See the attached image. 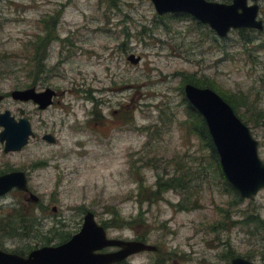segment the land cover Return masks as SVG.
I'll use <instances>...</instances> for the list:
<instances>
[{"label":"rangeland","instance_id":"1","mask_svg":"<svg viewBox=\"0 0 264 264\" xmlns=\"http://www.w3.org/2000/svg\"><path fill=\"white\" fill-rule=\"evenodd\" d=\"M254 32L251 46L236 31L223 40L192 17L158 16L151 0H0V95L34 85L60 94L46 114L12 100L0 108L27 111L36 135L0 173H33L29 188L40 199L0 200V250L26 257L57 247L91 212L109 239L158 249L127 264H264V190L254 201L229 190L187 132L185 96L189 80L236 96L264 162V33ZM39 38L51 39L36 54ZM36 64L46 69L39 82ZM44 133L57 144H43ZM181 178L183 188L166 189ZM24 212L35 215L36 232L12 238Z\"/></svg>","mask_w":264,"mask_h":264},{"label":"water","instance_id":"2","mask_svg":"<svg viewBox=\"0 0 264 264\" xmlns=\"http://www.w3.org/2000/svg\"><path fill=\"white\" fill-rule=\"evenodd\" d=\"M259 1L232 0L231 4H222L207 0H151L158 16H190L208 26L220 39H227L233 31H264V21L259 20ZM128 61L139 65L141 58L133 55ZM185 95L206 122L227 182L242 199L254 201L264 190V162L252 132L216 92L187 85ZM13 97L23 102L34 101L44 110L53 105L57 94L51 89L40 94L31 89L14 92ZM2 101L4 97L0 96V103ZM0 126L5 129L1 140L6 142L8 153L21 151L34 136L29 121L24 119L17 123L10 113L0 115ZM44 140L55 144L50 136ZM28 182L27 174L22 172L0 177V198L17 189L28 193L29 201L38 204L40 200L30 193ZM53 213H57V209H53ZM110 249L118 251L104 252ZM157 251L156 247L143 242L109 239L106 229L88 212L81 231L68 243L35 250L27 257L0 250V264H122L134 256ZM232 264L251 263L236 258Z\"/></svg>","mask_w":264,"mask_h":264},{"label":"trees","instance_id":"3","mask_svg":"<svg viewBox=\"0 0 264 264\" xmlns=\"http://www.w3.org/2000/svg\"><path fill=\"white\" fill-rule=\"evenodd\" d=\"M255 33L254 31H248V30H241L239 31V35L240 38L242 39V41L245 43V45L247 46H251L252 44H254V40L252 38H248L247 36ZM259 34H263V33H259ZM51 38H48L47 40H43L42 38L38 39V43L35 46V52L36 54H38L39 52H41L42 50H44V52L47 50V43L50 42ZM35 62V61H34ZM37 68L35 70H33V74L35 75V80H37L39 82L40 76L46 72L45 69V65L44 64H36ZM186 84H190L193 85L197 88L200 89H214V86L212 84H210L208 81L205 80H189ZM36 86V85H34ZM215 92H217V90H213ZM218 93V92H217ZM235 111L236 115H239L238 113V107L240 106H246L244 103H242L240 100H238V98L236 96L233 95H223L218 93ZM187 101V100H186ZM187 112H188V116L190 118H192L194 121L188 122V126H190L189 130H187V132L190 135H195L198 139H200V141L203 144L204 150L207 149L208 153H209V160L211 161V163H216L218 170L220 171V174L222 175V178L224 179V175L222 172V168L220 166V159L218 157V154L216 152L215 146L213 144L212 138L210 136L208 127L206 125L205 120L203 119V117L196 111V109H194L189 102L187 101ZM241 121L244 119V117L240 118ZM261 120L264 122V114L261 118ZM203 162H205L204 158H203ZM167 186V190L170 189H180L183 188V179L181 178L180 181H173V183H169ZM185 186V184H184ZM226 186L229 188V190L231 192H233L234 190L232 189V187L230 185H228V183L226 182ZM19 219H20V225H22V229H20L21 233H14L13 234H9L12 238H16L17 236H23V237H29L31 234H34L36 231L33 229L35 228V222H36V217L35 215H33L30 212L27 213H23V214H19ZM33 227V228H32ZM106 229V228H105ZM19 230V229H18ZM71 238H66V240H62L63 242L59 245H63L65 243H67L68 241H70ZM37 249V248H36ZM31 253V252H30ZM29 253V254H30ZM28 254V255H29ZM122 264H127V262L122 263Z\"/></svg>","mask_w":264,"mask_h":264},{"label":"flooded vegetation","instance_id":"4","mask_svg":"<svg viewBox=\"0 0 264 264\" xmlns=\"http://www.w3.org/2000/svg\"><path fill=\"white\" fill-rule=\"evenodd\" d=\"M261 14H262V11H261V9H260V12H259V20L264 21V18L261 19ZM260 33H264V31H261ZM31 89H35L36 92L39 93V94H40V93H45V92L48 90V88H47V89L38 90V89L34 86V87H30V88L25 89V90H15V91H12V92H10V93H8V94L0 95V96L4 97V101H2V102L0 103V108H1L4 104H6L7 102H10L11 100H12L14 103H16V104H18V105H21V106H26V105L34 106V107H35V111H36V113H39V114H46V113H48L50 110L54 109L56 106H60V103L58 102V98L60 97V94H58V93L55 92L54 90H53V91L57 94V97L53 99V105L50 106V107H48L47 109H44V110H42L41 107H40L38 104H36L34 101L23 102V101H19V100H15V99H14V97H13V93H14V92H17V91L24 92V91H28V90H31ZM6 113H10V114H11V117H12V118L15 120V122H17V123H20V121L26 119L27 121H29V123H30V125H31V128H32V124H31V121H30V117H31V116H29V115L27 114V111H25L24 109H22V108L18 109V115H15V114H13L12 112L7 111V110H5L4 112H3V111H0V115H4V114H6ZM39 124L41 125V128H43L42 126H43L44 124H46L45 121L43 120V118H41V121L39 122ZM4 132H5V129H4L3 127L0 126V153H1V158H2V160L0 161V163H8L7 160L5 159L6 157L12 156V155H14V154L22 153V152H23V151H24V150L30 145L31 141H33V140L36 139V135L34 134V132H33V128H32V132H33L34 136L30 138V140H29V142H28V145L25 146V148H23V149H22L21 151H19V152H9V153H8V152H6V142L3 143L2 140H1V136H2V134H3ZM47 136L52 137L53 140L55 141V144H51V143L47 142L46 140H44V138L47 137ZM40 138H41L43 144H45V145L54 146V145L57 144V139H56L55 135H53V134H51V133H44V134H42V135L40 136ZM16 172H20V171H9L8 173H0V177H2V176H6V175H8V174L16 173ZM21 172H23V171H21ZM23 173L27 174L28 179H29V182H30V175L33 174V173H31V172H29V173H27V172H23ZM28 187H29V186H28ZM29 191H30L31 194L34 195V193L31 192V189H30V188H29ZM13 194L18 195V197H22V198L26 201V203H28L29 205H30V204H34V203H32V202L29 201V196H30V195H29L28 193L21 192V191H19V190H17V189H15V190L11 191L10 193H8L7 195L1 197L0 200H2V199H4V198L8 197L9 195H13ZM35 196H36V195H35ZM115 251H116V250H115ZM234 259H236V258H234ZM234 259H233V260H234ZM233 260L231 261V264H232ZM245 260L249 261L251 264H254V263H253L252 261H250L249 259H245ZM263 263H264V261H263Z\"/></svg>","mask_w":264,"mask_h":264}]
</instances>
